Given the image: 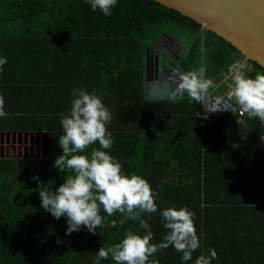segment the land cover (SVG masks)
Segmentation results:
<instances>
[{
	"label": "trees",
	"instance_id": "1",
	"mask_svg": "<svg viewBox=\"0 0 264 264\" xmlns=\"http://www.w3.org/2000/svg\"><path fill=\"white\" fill-rule=\"evenodd\" d=\"M179 29L184 46L177 43L181 50L174 56L167 32ZM146 52L157 56L159 63L162 59L164 66L183 71L204 64L207 77L225 85L230 83L227 66L234 60L244 61L223 39L153 0H119L109 17L92 11L85 0H0V54L8 60L0 72V94L9 113L0 119V135L26 134L29 139L30 134H48L46 158L30 157L28 152L26 157L23 152L18 156L17 151L3 152L0 157V264H95L92 256L99 248L118 242L126 230L143 235L138 221L121 226L122 216L117 212L111 217L101 213L105 227L95 235L81 231L65 236V219L56 220L40 207L39 191L45 187L55 190L72 175L70 170L58 172L53 163L62 154L57 144L63 134L59 118L70 108L71 91L76 87L106 92L104 102L113 113L111 154L125 173L135 172L150 183L158 209L178 205L195 213L201 248L188 264H194L210 247L217 252L213 264H264V169L241 189L247 193L244 196L220 198L209 191L213 177L206 163L205 125L213 118L233 123L230 117L209 115L204 120L206 149L204 158L197 156L194 166L175 158L174 151L166 155L158 150V134L148 141L138 117L151 108L148 105H155L158 116L174 114L180 107L198 112L200 107L188 97L171 103L144 100ZM246 64L250 65L249 76L264 73L256 64L247 60ZM240 119L245 123L236 124L240 142L236 148L250 144L252 155L264 158V125L245 116ZM242 147L229 149L230 156H239ZM171 161L182 174L177 184L164 178ZM34 174L44 185L39 187ZM143 218L152 228V243L160 242L166 230L158 212ZM113 221L116 227L111 226ZM57 239L63 243L57 244ZM152 259L158 264H182L180 253L171 247ZM103 264L115 262L109 257Z\"/></svg>",
	"mask_w": 264,
	"mask_h": 264
},
{
	"label": "clouds",
	"instance_id": "2",
	"mask_svg": "<svg viewBox=\"0 0 264 264\" xmlns=\"http://www.w3.org/2000/svg\"><path fill=\"white\" fill-rule=\"evenodd\" d=\"M85 3L92 11L109 17L119 0H85ZM7 62V57L0 54V72ZM249 68L250 65L240 60L230 63L227 87L242 115L264 125V73H257L253 78L248 74ZM207 72L204 64L188 71L174 68L165 79L151 85V98L171 103L182 99L186 93L191 102L203 108V113L195 112L194 117L207 120L210 114L224 110L221 107L223 97L214 94V81L207 77ZM105 95L106 92L89 91L85 87L72 89L71 106L59 118L63 134L57 144L62 154L53 163L58 172L70 170L72 175L64 178L55 190L45 187L39 191L40 207L56 220L65 219V236L81 231L97 234V229L105 227L101 213L108 217L120 213L121 226L127 221L139 222L143 235L133 229L126 230L118 242L99 248L92 256L95 264H103L109 257L115 264H158V260L152 258L169 247L180 253L182 264H188L193 260V253L201 248L195 213L187 206L178 205L158 209L157 196L150 183L135 172L123 171L122 164L110 151L115 143L109 131L113 113L104 102ZM8 115L5 98L0 94V119ZM237 123L242 125L245 119ZM261 140L264 141V137L261 136ZM92 145L98 147H90ZM32 178L37 180L39 187L44 185L38 174ZM157 212L166 234L160 242L152 243V228L143 217ZM111 226L116 227V222ZM61 243L57 239V244ZM216 259L217 252L210 247L196 257L194 264H213Z\"/></svg>",
	"mask_w": 264,
	"mask_h": 264
},
{
	"label": "crops",
	"instance_id": "3",
	"mask_svg": "<svg viewBox=\"0 0 264 264\" xmlns=\"http://www.w3.org/2000/svg\"><path fill=\"white\" fill-rule=\"evenodd\" d=\"M160 73L161 70L159 71L158 77H161ZM147 77L143 89L144 100L154 101L148 91L149 87L147 84L154 83L155 81L151 82L149 81L150 78ZM217 84L218 93L224 94L228 90L227 84ZM148 106L151 108L145 111V113L139 114L138 117L142 119L141 129L148 133V141L156 138V134H158L160 138L158 139L159 142H156L158 150H163L166 155H171V151H174L175 158L182 159L185 162L188 161L186 165L191 164L194 166L197 156L200 160L204 158V151L207 147L206 163L211 173L210 176L213 177L211 178L213 181L208 185V188L214 196L218 195L220 198L224 196L232 198L244 196L247 193L242 192L241 189H245L246 183L252 178H259L261 176L260 171L264 169V158L253 156L252 149L249 146L250 144L246 143V146L242 143L238 148L235 146L237 143H240L238 142L239 138L236 134V130H238L236 118H233V123L217 118L211 119L208 123L201 119L195 122L196 119L191 118L194 117V113L196 112L193 108H186L184 110V108L180 107L176 108L179 110H176L174 114L158 116L154 114L156 113L154 110H158L155 108V105ZM164 108L166 107L164 106ZM204 125L207 128L206 147L204 142ZM3 138L5 139V136ZM195 140H198V145ZM241 147L242 151L239 156H234L233 153L230 156L229 149L235 150ZM11 152L14 153L13 151ZM189 156L190 158H188ZM167 171L164 177L165 180L177 184L182 174H180L181 171L179 169L178 171L176 170V162L171 161V166ZM213 184H216L214 190H212ZM249 184L251 185L252 183Z\"/></svg>",
	"mask_w": 264,
	"mask_h": 264
},
{
	"label": "water",
	"instance_id": "4",
	"mask_svg": "<svg viewBox=\"0 0 264 264\" xmlns=\"http://www.w3.org/2000/svg\"><path fill=\"white\" fill-rule=\"evenodd\" d=\"M154 2L171 9L180 15L193 20L207 32H211L223 39L226 43L236 49L244 60L250 61L264 70V0H153ZM177 55L181 48L174 41L168 42ZM175 49V50H173ZM177 61V58L174 59ZM166 66L161 68V76L166 71ZM145 75H149L151 82L157 81L159 76L158 57L146 52ZM0 135V143L3 142ZM27 135L11 134V149L17 150L18 156H27V148L23 144H32L35 140L37 146L28 150L29 156L48 155V134ZM5 142L9 143V134L5 136ZM17 143V145H15ZM22 145L20 146V144ZM19 145V146H18ZM3 156V146L0 147V157ZM96 248L93 251L95 253Z\"/></svg>",
	"mask_w": 264,
	"mask_h": 264
},
{
	"label": "built area",
	"instance_id": "5",
	"mask_svg": "<svg viewBox=\"0 0 264 264\" xmlns=\"http://www.w3.org/2000/svg\"><path fill=\"white\" fill-rule=\"evenodd\" d=\"M243 62L246 64L245 60ZM172 69H174V67L171 66L167 67L165 73L157 81H162L163 79H165L171 73ZM214 85H215L214 94L216 96L223 97V104L221 105V107L224 110L212 113L210 114V116H224V117H230L236 119L242 117L243 115L241 113L240 107L238 104H236L234 97L230 98L229 89L224 94H220L217 92L218 84L214 83ZM184 96L188 97L186 93L184 94ZM199 107H200L199 112L203 113V108L200 105Z\"/></svg>",
	"mask_w": 264,
	"mask_h": 264
},
{
	"label": "rangeland",
	"instance_id": "6",
	"mask_svg": "<svg viewBox=\"0 0 264 264\" xmlns=\"http://www.w3.org/2000/svg\"><path fill=\"white\" fill-rule=\"evenodd\" d=\"M168 34H169V39L171 40V41H174L176 44L178 43V44H181L182 46H184V42H183V36H182V34H183V31L181 30V29H179V30H174V33H173V30H170V31H168L167 32ZM178 34H180V36H178ZM185 49L182 47V51H184ZM163 60L161 59V62L159 63V69L161 70V68L164 66L163 65V62H162ZM159 70V71H160ZM161 76V75H160ZM155 83V82H154ZM153 83H149V84H147L148 85V87H149V89H148V91L150 92V87H151V85H152ZM4 136H6V135H4ZM5 140V139H4ZM1 145V144H0ZM16 145V144H15ZM4 147H6V145L4 144L3 145V148ZM9 149H8V151H7V153H9V152H11V150H10V148H11V135H9V147H8ZM29 149V148H28ZM5 150V149H4ZM3 150V152H5ZM15 151H17L16 149H15ZM15 151H13V152H15Z\"/></svg>",
	"mask_w": 264,
	"mask_h": 264
},
{
	"label": "flooded vegetation",
	"instance_id": "7",
	"mask_svg": "<svg viewBox=\"0 0 264 264\" xmlns=\"http://www.w3.org/2000/svg\"><path fill=\"white\" fill-rule=\"evenodd\" d=\"M167 47H168V45H167ZM167 47H164L165 48V51L168 49ZM35 140H33V143L32 144H30L29 143V140H27V143L26 144H23V147L25 146L26 148H27V152H28V150L32 147L33 148V152H34V149H35V147L37 146V144H35V142H34ZM4 143H6L5 142V140H3V142L2 143H0L1 145H4ZM22 145V143L20 144V146ZM19 146V145H18ZM0 147H2V146H0ZM9 147V143H6V147H4L3 148V150L7 153V151H8V148ZM12 147V146H11ZM29 148V149H28ZM11 151H12V149H11Z\"/></svg>",
	"mask_w": 264,
	"mask_h": 264
}]
</instances>
